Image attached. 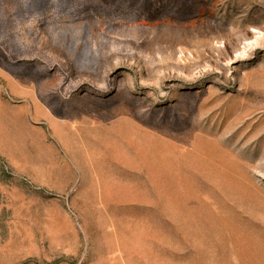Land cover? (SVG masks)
I'll list each match as a JSON object with an SVG mask.
<instances>
[{
  "label": "rangeland",
  "instance_id": "obj_1",
  "mask_svg": "<svg viewBox=\"0 0 264 264\" xmlns=\"http://www.w3.org/2000/svg\"><path fill=\"white\" fill-rule=\"evenodd\" d=\"M0 264H264V0H0Z\"/></svg>",
  "mask_w": 264,
  "mask_h": 264
}]
</instances>
